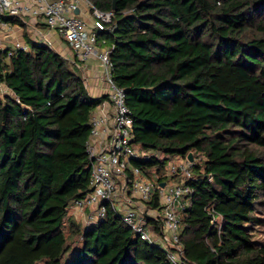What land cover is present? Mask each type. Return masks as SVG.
<instances>
[{"label":"trees","instance_id":"obj_1","mask_svg":"<svg viewBox=\"0 0 264 264\" xmlns=\"http://www.w3.org/2000/svg\"><path fill=\"white\" fill-rule=\"evenodd\" d=\"M89 2L111 13L112 80L147 156L132 164L168 182L181 178L168 162L197 159L178 212L186 261L264 264V0ZM26 45L0 49V264H171L111 207L86 229L67 217L89 191L90 118L107 96H90L76 61Z\"/></svg>","mask_w":264,"mask_h":264},{"label":"built area","instance_id":"obj_2","mask_svg":"<svg viewBox=\"0 0 264 264\" xmlns=\"http://www.w3.org/2000/svg\"><path fill=\"white\" fill-rule=\"evenodd\" d=\"M81 7L87 9L90 25L76 13ZM24 16L40 20L54 30L80 60L96 58L107 86L105 95L110 110L101 108L98 115L90 118L91 131L86 142L91 166L89 191L71 201L69 206L80 211L89 210L85 217L88 227L97 225L105 217L107 207H111L133 234L163 250L171 264H189L179 242L178 212L188 203L191 190L186 182L191 178V167L197 159L189 162L187 158H180L168 162L164 176H181L178 181L168 182L159 181L157 174L149 178L132 164V160L147 156L132 143L133 120L125 102V91L112 80L111 48L101 36L108 30L111 13L95 8L89 0H0V30H8L11 26L2 21L3 17H17L23 21ZM41 43L52 46L47 40H41ZM17 48L21 47L15 46L11 50ZM11 53L9 51L8 55ZM161 183H164L163 187ZM121 187L138 194L145 204L151 202L157 193L162 214L154 220L160 219L162 224L159 233L148 230L142 212L121 205Z\"/></svg>","mask_w":264,"mask_h":264},{"label":"crops","instance_id":"obj_3","mask_svg":"<svg viewBox=\"0 0 264 264\" xmlns=\"http://www.w3.org/2000/svg\"><path fill=\"white\" fill-rule=\"evenodd\" d=\"M79 17L83 18L87 25L91 23V17L89 16L87 9L85 7H81L80 11H77ZM23 26L11 25L8 30H0V49H13L15 46H19L21 48L26 49V41L23 37L24 28L27 32H30L32 35V39L34 42H41V40L51 41L53 50L58 52L65 59L74 62L76 61L79 65V69L81 70V74L85 80V84L87 86L88 92L91 97H100L105 95L107 86L103 81L101 75V66L96 58H91L87 61L80 60L72 48L67 44L66 41L61 39L59 35L54 31L49 29L44 23L40 20H35L32 17H25L23 20ZM51 46V48H52ZM0 90H5V88L1 87ZM103 108L106 111L110 110V106L107 103L106 99L101 103V105L93 112L92 116L98 115L100 113V109ZM138 148V147H137ZM180 158H175L177 160ZM149 177L148 175H146ZM152 176V175H151ZM151 176L149 178H151ZM175 181V180H173ZM122 196L119 198L122 206H129L139 212H142L145 216V222L148 230L151 233H159L162 227L160 223V219L155 221L156 216H160L162 214V209L159 210L153 209L149 207L148 204L140 201L139 195L136 193L130 192L128 189H124L121 187ZM126 195V196H125ZM126 207H124L125 209ZM67 217L69 219H73L75 221L82 222L85 220L86 214L88 215L89 210L80 211L75 208L68 207ZM157 222L160 225L159 232L155 230Z\"/></svg>","mask_w":264,"mask_h":264},{"label":"rangeland","instance_id":"obj_4","mask_svg":"<svg viewBox=\"0 0 264 264\" xmlns=\"http://www.w3.org/2000/svg\"><path fill=\"white\" fill-rule=\"evenodd\" d=\"M24 36L27 37L28 40H30V41H34V40L32 39V35H31V33H30V32H27V31L25 30V28H24V32H23V37H24ZM27 39L25 38V41H26ZM35 42H36V41H35ZM50 42H51V41H50ZM51 45H52V43H51ZM97 45L100 46L99 41L97 42ZM50 48H51V47H50ZM53 48H54V47L52 46V49H53ZM177 160H179V159H177ZM152 172H153V171H152ZM260 200H262V199H260ZM259 202H261V205L258 206L257 216L260 217V218H263V220H264V203H263L262 201H259ZM86 215H87V214H86ZM79 223L81 224V226H82L83 229L88 228V225L86 224L85 220L83 221V223H82V222H79ZM254 237H255V239H257V240H259V241H264V224L255 227V230H254Z\"/></svg>","mask_w":264,"mask_h":264},{"label":"water","instance_id":"obj_5","mask_svg":"<svg viewBox=\"0 0 264 264\" xmlns=\"http://www.w3.org/2000/svg\"><path fill=\"white\" fill-rule=\"evenodd\" d=\"M114 6H115V3L113 1L112 2V8H114ZM76 13H77V11H76ZM186 158H187V160L189 162H192L193 161V155H192V153H188L187 156H186ZM160 186L163 187L164 186V183H161Z\"/></svg>","mask_w":264,"mask_h":264}]
</instances>
